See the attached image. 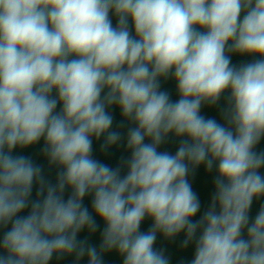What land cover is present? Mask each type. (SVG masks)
Here are the masks:
<instances>
[{
	"label": "clouds",
	"instance_id": "9594fccd",
	"mask_svg": "<svg viewBox=\"0 0 264 264\" xmlns=\"http://www.w3.org/2000/svg\"><path fill=\"white\" fill-rule=\"evenodd\" d=\"M222 97L223 123L202 114ZM101 137L128 158H94ZM170 137L174 154L160 150ZM262 139L264 0H0V264H104L113 251L170 264L157 234L182 232L188 264H264V204L250 215L264 198ZM41 141L54 183L17 151ZM201 165L216 171L202 214L189 181Z\"/></svg>",
	"mask_w": 264,
	"mask_h": 264
},
{
	"label": "water",
	"instance_id": "95a60500",
	"mask_svg": "<svg viewBox=\"0 0 264 264\" xmlns=\"http://www.w3.org/2000/svg\"><path fill=\"white\" fill-rule=\"evenodd\" d=\"M115 24V20H113ZM233 63H240L242 60L250 59L249 57H240L233 56ZM162 90H165L170 93V96L173 100L178 99V94L176 91V83L173 79L169 78L168 80L161 81ZM228 93H225V96ZM225 100L221 99L219 105L214 107H209L207 105L202 107V114L206 117H213L217 119L219 122L223 123L221 118V109L224 107ZM112 114L114 117L113 129L120 130L124 133L127 131V127L131 126L129 122L123 121V117L118 108H113ZM123 122L124 127L120 128L119 126ZM103 143V137L99 141L93 139V156L94 158L106 163L112 167H117L122 159L128 158L130 153L125 149L124 145L121 144L119 146H113L108 152H103L101 150V144ZM43 144V141L40 144L34 145L27 149H18V152H21L24 155L30 156L35 163L41 165L44 169L45 176L51 180L53 183L56 179V174L58 169L55 167H49L47 159L42 155L40 149ZM179 146V140L174 137H170L169 140L161 146V151H168L172 154L175 153ZM257 150H264V139H262L261 143L257 146ZM264 172V169L261 170ZM126 172V169L122 171V175ZM216 177V171L213 169L211 172L206 171L205 166L201 165L196 168L189 176V181L192 185L193 191L198 195L201 201V213L202 214L209 206L211 202V197L214 192V180ZM36 197V190L33 189V198ZM85 205L89 207L91 211V197H86L84 201ZM261 204H264V198L259 200H254L252 204V208L250 210V215L255 216L259 211ZM197 215L196 219L199 218ZM152 224L150 219H145V221L141 225V231H147ZM101 227L103 224L101 222ZM78 239H87L90 244H94L99 247L101 242L100 232L98 231L94 235H90L87 230L81 232L78 236ZM184 240V233L178 234L173 239H166L162 234H157V239L155 242V247L157 249L164 250L165 254L169 257L170 264H188V262L193 258L194 254V246H189L188 248L182 247V241ZM74 256H65L63 259L57 260L54 256L50 261V264H74ZM80 264H86L85 260H82ZM104 264H123V258L119 256L116 252L106 253L104 255Z\"/></svg>",
	"mask_w": 264,
	"mask_h": 264
}]
</instances>
